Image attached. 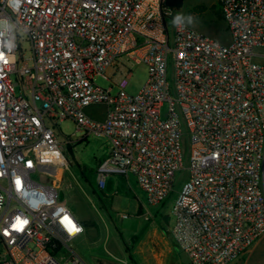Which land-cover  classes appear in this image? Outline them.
Masks as SVG:
<instances>
[{
	"label": "built area",
	"instance_id": "obj_1",
	"mask_svg": "<svg viewBox=\"0 0 264 264\" xmlns=\"http://www.w3.org/2000/svg\"><path fill=\"white\" fill-rule=\"evenodd\" d=\"M218 4L228 44L173 25L165 0H0V264H86L71 247L83 226L39 178L67 167L65 120L107 140L98 190L132 174L152 206L184 169L186 127L170 234L189 264H230L264 234V0ZM140 64L148 78L130 95Z\"/></svg>",
	"mask_w": 264,
	"mask_h": 264
},
{
	"label": "rangeland",
	"instance_id": "obj_2",
	"mask_svg": "<svg viewBox=\"0 0 264 264\" xmlns=\"http://www.w3.org/2000/svg\"><path fill=\"white\" fill-rule=\"evenodd\" d=\"M218 1L183 0L182 6L174 9L173 17L177 14L191 15L194 20L191 24L185 20L187 26L221 44H228L230 36L222 20ZM20 45L28 57L29 44L24 37ZM147 78V67L143 64L136 66L127 92L130 95L137 94ZM95 83L102 88L110 85L101 78H96ZM104 112L103 106L86 109V114L96 120H103ZM167 112L168 104L165 102L160 109L161 120L166 119ZM58 128L59 138L70 141L64 149L67 167H43L39 178L45 183L56 180L60 197L83 226V234L74 239L71 247L84 262L189 264L170 234L174 222L173 202L187 177L185 168L189 159V136L186 127L182 126L180 138L184 169L175 173L172 193L163 204L157 206L148 204L146 193L137 185L132 174H109L102 190H98L95 171L105 158L107 140L92 134L86 136L83 131H77L70 120L59 123ZM61 161L56 163L60 164ZM230 264H264V234Z\"/></svg>",
	"mask_w": 264,
	"mask_h": 264
},
{
	"label": "clouds",
	"instance_id": "obj_3",
	"mask_svg": "<svg viewBox=\"0 0 264 264\" xmlns=\"http://www.w3.org/2000/svg\"><path fill=\"white\" fill-rule=\"evenodd\" d=\"M187 21V24H191L194 20V17H192L191 15L189 16H184L183 14H177L176 16L173 17L172 23L175 26H181L184 23V21Z\"/></svg>",
	"mask_w": 264,
	"mask_h": 264
},
{
	"label": "water",
	"instance_id": "obj_4",
	"mask_svg": "<svg viewBox=\"0 0 264 264\" xmlns=\"http://www.w3.org/2000/svg\"><path fill=\"white\" fill-rule=\"evenodd\" d=\"M183 4V0H165V5L171 9H178Z\"/></svg>",
	"mask_w": 264,
	"mask_h": 264
},
{
	"label": "crops",
	"instance_id": "obj_5",
	"mask_svg": "<svg viewBox=\"0 0 264 264\" xmlns=\"http://www.w3.org/2000/svg\"><path fill=\"white\" fill-rule=\"evenodd\" d=\"M106 180V179H105ZM105 185V184H104ZM140 213V212H139ZM123 216V215H122ZM124 217V216H123Z\"/></svg>",
	"mask_w": 264,
	"mask_h": 264
},
{
	"label": "bare ground",
	"instance_id": "obj_6",
	"mask_svg": "<svg viewBox=\"0 0 264 264\" xmlns=\"http://www.w3.org/2000/svg\"><path fill=\"white\" fill-rule=\"evenodd\" d=\"M58 176H59V175H58ZM58 176H57V177H58Z\"/></svg>",
	"mask_w": 264,
	"mask_h": 264
}]
</instances>
